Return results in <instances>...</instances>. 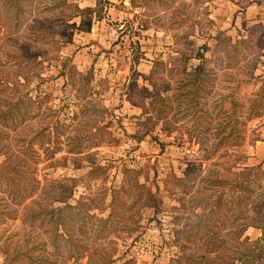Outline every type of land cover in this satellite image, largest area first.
<instances>
[{
    "label": "rangeland",
    "instance_id": "obj_1",
    "mask_svg": "<svg viewBox=\"0 0 264 264\" xmlns=\"http://www.w3.org/2000/svg\"><path fill=\"white\" fill-rule=\"evenodd\" d=\"M50 1L23 0L10 41L0 27L8 72L0 116L19 96L34 100L35 113L16 127L13 116L0 124V264L14 262V231L19 240L39 235L51 253L48 222L31 224L30 214L47 203L56 178L67 182L56 194L72 205L83 248L63 264H94L103 251L112 252L109 264H196L199 218L206 236L221 240L219 254L245 235L264 244L263 7L256 11L264 0H73L99 13L66 21L53 17ZM202 44L194 101L185 88ZM151 80L165 96L161 112ZM232 137L238 144L218 145ZM125 174L128 187L110 204ZM260 253L255 263L264 264V246Z\"/></svg>",
    "mask_w": 264,
    "mask_h": 264
},
{
    "label": "trees",
    "instance_id": "obj_2",
    "mask_svg": "<svg viewBox=\"0 0 264 264\" xmlns=\"http://www.w3.org/2000/svg\"><path fill=\"white\" fill-rule=\"evenodd\" d=\"M98 1V0H97ZM23 0H0V27L2 30V35L5 37V41H10V34H14V32L18 29L19 24L22 20V13L25 9L24 4L22 3ZM52 8H56V12L53 13V17L58 20H70L73 17L80 15L84 13V11H91L96 13L98 12V9L96 6H80L76 1L73 0H52L50 1V6ZM211 22L212 19H211ZM207 44H202L199 46V50H197L195 53L196 55L201 59V63L198 64V68L191 72L189 75V85L186 90H189V99L190 100H198V88L201 86V69H203V61L205 59V56L202 52L203 49H207ZM22 48V47H21ZM25 48V46H24ZM200 48L202 50L200 51ZM26 49L33 50L32 45H26ZM17 52H12V56L17 55ZM35 53L28 52L27 56L28 58L35 59L36 58ZM136 56V60L138 59V55ZM157 60L154 61L153 64L156 65ZM5 64H0V85L7 86L8 78L3 73H8L7 70L4 68ZM91 71V70H90ZM88 74V72H87ZM85 75V74H84ZM83 75V76H84ZM90 75L88 78H90ZM145 78L150 79V76H145L142 74ZM87 76V75H86ZM151 83L153 85V94H154V101L157 104L158 112H161L164 110L162 107L163 99L165 96H163L160 92L162 89L157 87V82L151 80ZM181 93L179 92H173L174 98L177 99L178 95ZM34 103V100L31 97H28L26 99H23V97L19 96L17 100L12 105L9 106V110L5 113L2 112L0 116V124L5 126L6 121L10 116H13L14 118L11 119V123L13 124V127H16V125L22 124L24 120L27 118L33 117L35 114L34 112H30L32 104ZM229 135H232L229 134ZM191 136V135H190ZM78 142L74 143L70 147H68V151L75 150L78 146ZM219 144H225L226 146H233L238 144L237 140L232 137L229 140H221L218 142ZM132 169L126 168V171H130ZM126 177V174L124 178ZM66 179V178H65ZM126 179V178H125ZM53 194L47 195V203L42 205L39 208H36L31 214L30 223L33 224V221L38 219V221L41 223L48 222L51 230V234L49 236V240L53 245V249L51 253L48 255V251L44 252V244L45 241L42 239V237H39V235H32L30 234L23 235V238L21 240L17 239L15 235L19 233L20 231H14L12 232L8 238L10 239L8 242V247L11 249V258L14 260L13 264H63V260L65 258H71L78 256L81 249H83L80 246V237L74 234L72 231H74L73 225V216H72V205L66 202V197L62 194L57 195L56 188H59V191H61L62 188L66 187L67 182L64 180V178H56V179H50ZM128 179L123 181V183L119 186L117 193H113L110 196V204H113L117 202L120 199V196H122V193L124 189H127L128 187ZM134 184L141 185V183L135 181ZM49 185V184H48ZM48 186L47 185H41L38 197L44 198V192L46 191V194L48 190H46ZM121 193V195H120ZM61 201L63 204H54V202ZM5 206V205H4ZM2 214H11L14 212V208L8 207L4 208L2 207ZM27 216L26 214H23V217ZM192 223L195 224V230L192 233V240L193 242H196L201 246V251L198 254V260L195 261L196 264H234L236 261H239L241 264H257L261 262L255 263V260H257L258 257L263 258V254L260 252L262 251V248L264 246L262 240L263 238L261 236H258L254 239H250L247 235L243 237V239L239 242L241 246L239 245L236 248H231L229 245L224 246L223 252L226 255L221 256V254L217 253V249L222 246L221 240L218 239L217 235L211 231V236H206V234L209 233V231L206 229L205 225L201 222V219L199 220H192ZM246 224H250L247 222ZM35 226V225H33ZM83 224H80V231L83 232ZM25 226H23V230H25ZM188 231L190 227L187 228ZM201 229H203L204 232L199 234L201 232ZM239 232V231H238ZM206 233V234H205ZM262 233H264V228ZM188 235V234H186ZM13 237V238H12ZM33 237V238H31ZM21 241V242H20ZM62 242L66 245V249L62 252L60 250V246L62 245ZM11 243V244H10ZM261 247V248H258ZM206 251V253H205ZM215 252V253H214ZM211 253V255H210ZM214 253V254H212ZM204 254V255H203ZM203 255V258H202ZM95 256V254H93ZM93 256H89L88 259H91ZM26 258L27 262H24L22 259ZM112 259V252H106L103 251L102 254L97 256V262L94 264H109ZM176 264H182L180 260L176 261ZM193 261H190V258L188 262L185 264H192ZM88 264H90V260L88 261ZM262 264V263H261Z\"/></svg>",
    "mask_w": 264,
    "mask_h": 264
},
{
    "label": "crops",
    "instance_id": "obj_3",
    "mask_svg": "<svg viewBox=\"0 0 264 264\" xmlns=\"http://www.w3.org/2000/svg\"><path fill=\"white\" fill-rule=\"evenodd\" d=\"M261 7H263L262 9H263V13H264V2L263 3H259V5H258V7H256V11L258 12V11H260V8Z\"/></svg>",
    "mask_w": 264,
    "mask_h": 264
}]
</instances>
